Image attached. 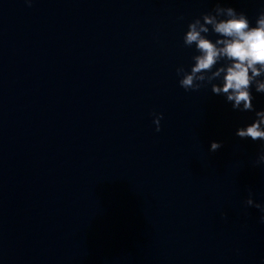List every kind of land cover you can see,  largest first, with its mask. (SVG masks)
<instances>
[{"label": "clouds", "instance_id": "obj_1", "mask_svg": "<svg viewBox=\"0 0 264 264\" xmlns=\"http://www.w3.org/2000/svg\"><path fill=\"white\" fill-rule=\"evenodd\" d=\"M31 2L26 0L29 5ZM206 25H210L211 32L216 34L215 42L208 38L210 29ZM183 43L189 48L195 45L198 54L192 57L194 65L190 71L183 66L177 67L179 85L185 91H197L206 82L223 74L222 86L212 84L211 91L215 95H224L233 110L255 112L254 121L238 128L236 136L261 141V153L256 163L264 165V110H255L251 92L254 86L257 93H264V81L257 79L264 74V11L258 15L255 26H251L245 13L218 3L212 12L202 14L188 24ZM221 61L223 65L217 67ZM153 116V123L159 132L163 114L153 113ZM221 147V142L212 141L209 151L216 152ZM244 203L246 207L259 209L262 213L260 220L264 223V205L256 203L251 192Z\"/></svg>", "mask_w": 264, "mask_h": 264}]
</instances>
